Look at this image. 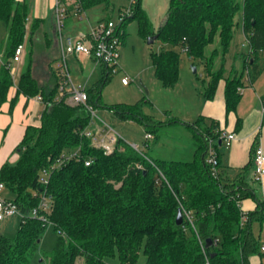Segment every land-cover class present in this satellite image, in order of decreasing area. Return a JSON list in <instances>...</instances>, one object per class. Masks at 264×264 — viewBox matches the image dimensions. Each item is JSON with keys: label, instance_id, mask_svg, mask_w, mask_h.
Wrapping results in <instances>:
<instances>
[{"label": "trees", "instance_id": "16d2710c", "mask_svg": "<svg viewBox=\"0 0 264 264\" xmlns=\"http://www.w3.org/2000/svg\"><path fill=\"white\" fill-rule=\"evenodd\" d=\"M64 3L68 13L74 10L82 13L99 5L109 11L113 9L111 0H74L71 5L64 0ZM133 8L134 14L123 22V29L136 20L139 34L145 39L158 35L157 40L180 46L191 58L202 60L209 78L203 97L213 99L220 81L225 79L227 110L237 108L244 74L225 78L223 58L229 53L234 30L240 24L236 17L241 13V26L250 46L244 68L251 82L260 75L261 63L264 66L260 57L264 52V0H169L167 16L157 31L152 29L142 9V0ZM29 15L27 2L0 0V21L7 25L0 65V112L15 85L9 65L16 48L26 39L32 43L37 24L41 23L35 19L29 24ZM126 35L125 30L121 44ZM217 38L220 47L212 51L209 59L206 49ZM220 54L222 68L214 71ZM151 60L156 78L164 88L173 89L180 77L179 54L162 49L152 53ZM47 70L46 77L40 79L30 59L16 84L11 108L20 95L26 98L40 95L46 108L41 125L26 128L16 148L17 160L0 168V183L24 215L38 206L41 193L50 196L52 210L48 219L58 239L49 253L38 256V246L50 226L31 217L21 220L14 238L0 234V264H77L79 259L84 264H111L113 260L137 264L141 252L146 256L145 264H250L251 256H264L260 239L253 232L255 223H264V204L249 181L256 146L251 163L232 179L221 166L223 144L219 129L215 125L201 128L202 118L193 124L184 123L196 138L192 161L157 160L145 153L153 165L122 140L112 154L106 155L81 135L90 124V113L84 107L67 105L64 99L56 101L58 77L52 63ZM110 78L106 69L100 83L87 90L88 104L94 109L104 108L100 93ZM143 106L141 101L109 109L121 121L140 124L156 140L160 128L181 122L176 118L157 122L143 112ZM207 136L217 139L221 167L218 178L213 177L206 162ZM77 148L80 158L55 168L48 185H41V170L57 165L64 152ZM88 159L92 160L90 166L85 164ZM249 198L257 201V207L246 214L243 222L238 201ZM179 210L183 211L182 225L176 223ZM184 211L192 215V224ZM208 239L212 241L210 247H206Z\"/></svg>", "mask_w": 264, "mask_h": 264}, {"label": "rangeland", "instance_id": "374dc122", "mask_svg": "<svg viewBox=\"0 0 264 264\" xmlns=\"http://www.w3.org/2000/svg\"><path fill=\"white\" fill-rule=\"evenodd\" d=\"M114 5V13H111V19L117 20L119 8L121 5L128 6L127 0H111ZM122 8V7H121ZM142 9L144 10L153 30H158L165 20L169 10V0H142ZM92 19L103 14L101 6H95L88 9ZM80 18V17H79ZM242 15L239 13L236 17V26L234 38L232 40L229 53L224 59L225 74L232 76L234 74H244V56L248 55L249 45L245 40L243 28L241 26ZM75 23L82 22L75 20ZM125 41L119 48V71L111 74L110 80L106 83L100 93V100L104 108L96 106L98 116L111 125L123 138L130 144H137L141 150L149 157L154 159H163L169 161H181L188 154V149L192 142V132L185 128L184 123L192 122L195 118V108L190 101L196 93H202L207 83V70L202 60L191 58L182 47L175 46L170 42H164L161 39L149 43L148 38L139 34L138 21L133 20L126 25ZM47 39L50 41L49 48L42 43L39 36L35 35L32 43L25 40L26 53L20 63H13L11 71L14 76V83L19 81L22 71L28 60L33 59L35 73L40 79L46 77L49 63L56 68L58 61L53 60L51 52L54 51L55 31L51 26H47ZM7 39V25L0 21V51L4 54L5 43ZM47 44V43H46ZM219 39L206 49V55L209 58L215 48H219ZM173 50L180 56V77L178 86L174 89H166L156 78L154 67L151 60V54L160 50ZM1 58L0 55V65ZM210 59V58H209ZM70 61V60H69ZM196 68V73L193 69ZM222 68V55L216 59L214 71ZM235 70H234V69ZM233 69V70H232ZM71 77L75 86L84 88H93L100 83L103 76L101 71L95 70L91 64H87L83 71H80L74 61H72ZM101 75V76H100ZM127 77L128 85L122 83V78ZM44 81V80H43ZM51 82L48 79L47 84ZM180 83V84H179ZM95 85V86H94ZM144 102L143 112L151 116L157 122H168L173 118L181 121L171 125L164 126L158 131V138L145 143V129L136 122L120 121L109 109L115 105H134L138 102ZM195 106V105H194ZM4 196H9L7 191H3ZM21 217L16 215L6 217L0 221V234L9 238H14L18 231ZM253 232L258 233L257 224L253 225ZM58 235L55 234L52 226L48 227L41 243L38 246L37 255L49 253L55 246ZM146 256L140 253L137 264H145ZM77 264H84L83 259H79ZM111 264H119L118 260L111 261Z\"/></svg>", "mask_w": 264, "mask_h": 264}, {"label": "crops", "instance_id": "0c3cea01", "mask_svg": "<svg viewBox=\"0 0 264 264\" xmlns=\"http://www.w3.org/2000/svg\"><path fill=\"white\" fill-rule=\"evenodd\" d=\"M19 1H25L30 6L29 24H31L35 19L41 21V23L37 24L38 27L35 35L39 36L42 43L49 48L50 41L47 39L46 30L48 24L54 30V0ZM73 2L74 0H68L69 5ZM99 6L102 7L103 14L95 19H92L86 11L82 13H77L75 10L69 12L66 19L65 32L68 35L76 36L79 32H88L92 27L96 26L104 19H111V13H114V5L112 11H109L104 5ZM121 7L124 8L125 5H121L119 11L122 9ZM76 18L82 23L76 24ZM245 40L247 41L246 37ZM0 55H3L2 51H0ZM51 55V58L54 57L53 60H58L59 48L56 43V39L54 42V51L51 52ZM260 57L261 60H264V52L260 53ZM68 61L70 69L72 67V61H74L80 71H83L87 64H91L95 70L99 69L101 71L102 76H104L105 70L107 69L104 64L99 63L94 58L85 55L70 56ZM261 65V73L253 82L250 81L247 74L246 76L243 75V86L241 88L242 91L240 92L241 97L235 110L231 112L227 110L225 79L220 81L213 99H205L202 92L196 93V95L192 98L193 101H190L193 108H195V118H193L194 120L192 122L188 123L193 124L198 119L202 118L204 121L201 123V128L215 125L219 130H223L225 132H235L237 134V139L230 145V147H226L224 144L220 147L222 169L231 179L236 177L246 165L251 163L253 148L255 146L257 147L261 145L264 147V112L262 110V104L264 102V66L263 63H261ZM229 75L225 74V78ZM12 77L14 80L13 75ZM207 79L209 80L208 76ZM16 84L9 90L8 99L2 105L0 112V168L8 161L14 162L17 160L18 153L16 152V148L22 141L26 128L28 126H40L41 116L46 108V104L43 101H39L37 96L33 98H26L24 95H20L14 107L11 108V101L15 97L17 91ZM86 89L88 90L91 88ZM185 128L188 129L186 126ZM191 135V146L188 149V154L183 160H181L183 162L192 161L196 154V138L193 132ZM251 167L252 169L249 175L250 185L253 189H255L258 199L264 204V178L262 183H254L252 179L254 166L252 165ZM256 207L257 201L252 198L246 199L241 203V210L246 214L254 211ZM255 224L258 226V233L254 234L259 237L262 246L264 245V223L262 225L260 223ZM261 254H264V252L261 251ZM250 264H264V256H251Z\"/></svg>", "mask_w": 264, "mask_h": 264}, {"label": "built area", "instance_id": "2783aa9c", "mask_svg": "<svg viewBox=\"0 0 264 264\" xmlns=\"http://www.w3.org/2000/svg\"><path fill=\"white\" fill-rule=\"evenodd\" d=\"M127 1L129 3L128 6L119 11L117 20L104 19L96 26L92 27L88 32H79L76 36H73L65 32L68 8L64 0H54V31L56 43L59 48L58 64H56V68L54 69L58 77V93L55 100L60 101L64 99L67 105L84 107L90 113V124L82 131L81 135L90 140L92 147L101 149L106 155H110L115 151L119 140L126 143L128 142L115 130V128L104 122L98 116L97 111L88 104L89 97L87 89L73 84L68 59L73 55H85L104 64L111 74L117 73L119 71V48L121 45V38L124 34L122 25L126 19L134 14L133 7L138 0ZM24 54L25 42L18 45L16 48L11 64L9 65L10 69L13 63H20L23 61ZM11 73L13 75L12 71ZM122 83L125 85L128 84V78H122ZM37 99L43 101L40 95L37 96ZM262 110L264 112V102L262 104ZM218 132L220 133V142L226 145V147H230L237 139V134L235 132H225L223 130H218ZM153 139L154 135L150 132H146L144 146L148 147V143ZM206 141V162L210 167L213 177L218 178L221 167L219 164L217 139H215L214 136H207ZM128 144L142 154L151 164L155 165V163L145 155L139 145ZM79 158L80 148L64 152L59 158L57 165L49 168L45 167L41 170L40 184L45 186L48 185L51 174L55 168L62 166L71 159ZM91 163V159L85 161L87 166H90ZM253 165V182L260 184L264 178V147L261 145L256 147ZM138 167L141 168L142 166L138 165ZM159 174L162 178H165L160 170ZM3 191H6L5 186L0 183V221L4 220L6 217L18 215L23 221L31 217L41 220L48 226H52V222L48 219V215L52 210V198L46 193H41L38 206L34 207L28 215H24L15 201L2 194ZM35 195L37 196L38 193L36 192ZM241 203V201H238V206L240 208ZM184 214L192 224V215L186 211H184ZM242 215V221L245 222L247 215L243 211ZM261 251L264 252V245L261 246Z\"/></svg>", "mask_w": 264, "mask_h": 264}, {"label": "water", "instance_id": "95a60500", "mask_svg": "<svg viewBox=\"0 0 264 264\" xmlns=\"http://www.w3.org/2000/svg\"><path fill=\"white\" fill-rule=\"evenodd\" d=\"M157 38H158V35L148 37L149 43H153L154 41L157 40ZM193 71H194V73H196V71H197L196 68H194ZM220 144H221V142H220ZM176 223H177V225L183 224V211L182 210H179V212H178ZM211 245H212V241H211V239H208L207 243H206V247H210Z\"/></svg>", "mask_w": 264, "mask_h": 264}]
</instances>
